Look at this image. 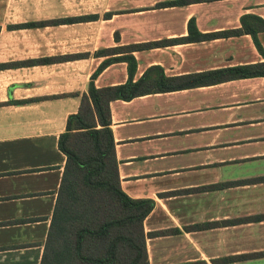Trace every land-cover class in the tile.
<instances>
[{
  "label": "crops",
  "instance_id": "1",
  "mask_svg": "<svg viewBox=\"0 0 264 264\" xmlns=\"http://www.w3.org/2000/svg\"><path fill=\"white\" fill-rule=\"evenodd\" d=\"M164 1L0 0V63L87 54L0 69V102L40 98L0 105V264L41 262L65 164L59 134L78 110L91 75L117 56L96 51L163 42L132 52L134 81L152 66L180 76L264 61L250 34L182 40L190 19L201 34H214L240 28L244 14L264 18V0L156 6ZM82 15L96 16L22 26ZM257 38L264 51V31ZM127 78V63L114 61L94 84ZM74 92L79 95L45 98ZM109 105L121 188L132 198L153 199L144 232L164 231L146 237L149 264H264V256H248L264 252V180L251 181L264 176V76ZM139 143L151 149L140 152ZM238 180L243 182L186 191ZM233 256L240 258L225 260Z\"/></svg>",
  "mask_w": 264,
  "mask_h": 264
},
{
  "label": "trees",
  "instance_id": "2",
  "mask_svg": "<svg viewBox=\"0 0 264 264\" xmlns=\"http://www.w3.org/2000/svg\"><path fill=\"white\" fill-rule=\"evenodd\" d=\"M199 1L211 0H168L157 3L156 6H177ZM95 16L43 20L25 23L22 26L87 21ZM240 22L241 27L238 29L201 34L193 19H190L188 35L182 40L192 42L213 36L250 34L264 56L257 38L258 32L264 31V18L244 14L240 17ZM162 43L117 46L100 49L94 53L96 56L110 54L117 56L105 59L91 75L87 91L80 96L78 110L67 116L65 129L59 134L57 145L65 155V164L40 264H149L146 237L164 232L148 234L144 232L143 221L153 209L154 200L132 198L121 188L115 141L110 126L111 101L131 100L155 92H170L233 79L264 76L262 61L180 76H167L160 66H152L134 81L137 60L132 52L159 46ZM86 55L79 53L11 61L0 63V69L50 64L57 60ZM114 61L127 63V80L116 85L96 87L94 78L104 66ZM78 95L79 93L74 92L45 98ZM38 99L40 98L9 99L0 102V105L24 104ZM263 180L264 176L253 178L251 181ZM241 182L243 180L220 182L186 191L221 189ZM199 227L205 225H194L191 228ZM248 256H264V252ZM239 258L240 256H233L225 260Z\"/></svg>",
  "mask_w": 264,
  "mask_h": 264
},
{
  "label": "rangeland",
  "instance_id": "3",
  "mask_svg": "<svg viewBox=\"0 0 264 264\" xmlns=\"http://www.w3.org/2000/svg\"><path fill=\"white\" fill-rule=\"evenodd\" d=\"M135 148H136L138 151L143 152V153L148 152V150L151 149V147H150L149 145H146V144H144V143H139V144H137V145L135 146ZM169 161H170V159H165L164 162H169ZM164 162L160 161V162H158V165H165Z\"/></svg>",
  "mask_w": 264,
  "mask_h": 264
}]
</instances>
